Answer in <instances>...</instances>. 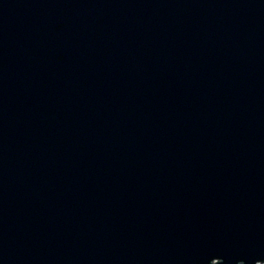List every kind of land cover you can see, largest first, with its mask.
Segmentation results:
<instances>
[{"label":"water","instance_id":"water-1","mask_svg":"<svg viewBox=\"0 0 264 264\" xmlns=\"http://www.w3.org/2000/svg\"><path fill=\"white\" fill-rule=\"evenodd\" d=\"M0 264H264V0H0Z\"/></svg>","mask_w":264,"mask_h":264}]
</instances>
